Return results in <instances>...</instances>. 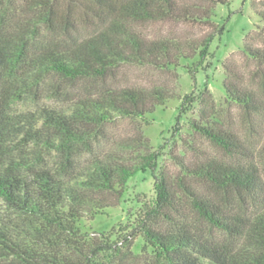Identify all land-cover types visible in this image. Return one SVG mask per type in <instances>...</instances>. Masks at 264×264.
Listing matches in <instances>:
<instances>
[{
  "label": "trees",
  "instance_id": "1",
  "mask_svg": "<svg viewBox=\"0 0 264 264\" xmlns=\"http://www.w3.org/2000/svg\"><path fill=\"white\" fill-rule=\"evenodd\" d=\"M228 2L0 0V198L14 215L8 223L0 219V256L16 255L19 264H264L262 168L238 134L213 120L207 88L196 97L199 114L190 126L229 158L182 163L178 177L161 168L153 174L154 200L141 206L123 234H87L77 225L85 215L118 206L129 179L153 172L158 154L94 156L80 168L76 157L92 151L106 123L145 119L174 97L165 88L115 86L109 75L126 64L163 69L178 66L181 58L204 59L224 30L213 21L214 9ZM257 14L264 19V8ZM158 21L204 30L186 38H149L132 26ZM89 23L92 32L82 34L81 25ZM244 48L264 63V49ZM48 79L52 88L61 82L101 84L68 111L43 106L9 112L13 101ZM224 89L248 114H264V100L252 89L232 79ZM193 101L189 94L182 98V104ZM148 145L138 133L126 146L137 151ZM52 155L58 158L55 169L42 165ZM14 229L28 244L15 240ZM136 238L141 254L133 252Z\"/></svg>",
  "mask_w": 264,
  "mask_h": 264
},
{
  "label": "rangeland",
  "instance_id": "2",
  "mask_svg": "<svg viewBox=\"0 0 264 264\" xmlns=\"http://www.w3.org/2000/svg\"><path fill=\"white\" fill-rule=\"evenodd\" d=\"M261 8H264V0H229L227 4H217L213 21L223 24L224 30L213 39L204 59L198 56L181 58L178 66L163 69L126 64L109 75L108 80L115 86L165 88L174 97L164 105L157 106L154 113L145 119L117 118L106 123L92 151L80 153L76 157L77 167L80 168L94 156L106 159L135 156L140 159L145 153L158 154L153 172L140 171L129 179L126 193L118 206L109 207L95 216L85 215L77 221L83 233H108L113 230L123 234L132 225L134 215L141 206L150 205L154 200L153 174H157L161 168L178 177L182 175V163L210 157L229 158L207 139L198 136L190 126V119L198 118L199 114L200 102L196 97L205 88L211 95L213 120L241 137L253 151L264 175V114H248L229 98L224 89V81L232 79L237 84L252 89L264 100V63L259 62L244 48L248 44L264 49V19L257 14V10ZM132 26L149 38H186L198 36L204 30L201 25L170 21L135 22ZM93 28V23L83 24L79 31L88 34ZM50 81L48 79L47 83H42L35 93L13 101L9 112H30L43 106L68 111L78 97L96 92L101 84L99 80L61 82L60 86L52 88ZM185 94H189L195 101L182 104ZM138 133L148 138L149 145L145 149L133 151L126 145ZM57 159L56 155H52L45 158L42 165L55 169ZM198 188L203 192H213L206 184H198ZM12 212L0 198V219L8 223L14 218ZM14 230L17 232L15 240L21 245L28 244V240L22 238L21 230ZM142 245L141 238H136L133 252L141 254ZM0 264H19V259L16 255L0 256ZM132 264L144 262L140 259Z\"/></svg>",
  "mask_w": 264,
  "mask_h": 264
}]
</instances>
